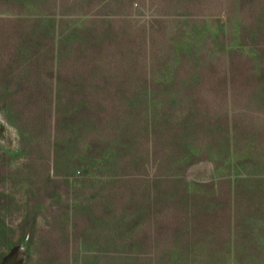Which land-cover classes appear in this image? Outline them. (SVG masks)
Masks as SVG:
<instances>
[{"label": "rangeland", "instance_id": "1", "mask_svg": "<svg viewBox=\"0 0 264 264\" xmlns=\"http://www.w3.org/2000/svg\"><path fill=\"white\" fill-rule=\"evenodd\" d=\"M0 264H264V0H0Z\"/></svg>", "mask_w": 264, "mask_h": 264}, {"label": "trees", "instance_id": "2", "mask_svg": "<svg viewBox=\"0 0 264 264\" xmlns=\"http://www.w3.org/2000/svg\"><path fill=\"white\" fill-rule=\"evenodd\" d=\"M221 212V211H220ZM221 213H219L218 215H219V217H216L217 218V220L218 221H221L222 222V224L224 225V224H227V221H225L224 220V215H220Z\"/></svg>", "mask_w": 264, "mask_h": 264}]
</instances>
